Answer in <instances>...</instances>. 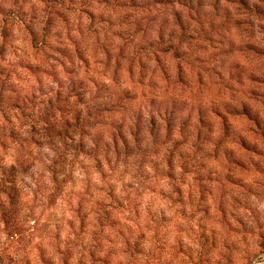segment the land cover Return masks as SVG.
<instances>
[{
  "label": "rangeland",
  "instance_id": "1",
  "mask_svg": "<svg viewBox=\"0 0 264 264\" xmlns=\"http://www.w3.org/2000/svg\"><path fill=\"white\" fill-rule=\"evenodd\" d=\"M0 201V264H264V0H0Z\"/></svg>",
  "mask_w": 264,
  "mask_h": 264
},
{
  "label": "trees",
  "instance_id": "2",
  "mask_svg": "<svg viewBox=\"0 0 264 264\" xmlns=\"http://www.w3.org/2000/svg\"><path fill=\"white\" fill-rule=\"evenodd\" d=\"M13 189H15L14 186H12ZM9 196V194H8ZM12 197L14 198L15 196L12 195ZM12 198V199H13ZM14 202V200H12ZM0 206H1V210H2V213L4 215V217H7V216H10L12 212H9L10 209H7L5 208V203L3 201H0ZM15 209L16 211V208H11V211H13ZM4 222L8 225V226H13L14 225V221H11L9 218H4Z\"/></svg>",
  "mask_w": 264,
  "mask_h": 264
}]
</instances>
